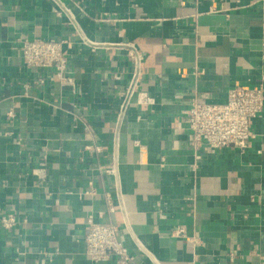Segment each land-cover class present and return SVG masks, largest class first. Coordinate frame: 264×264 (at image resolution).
I'll list each match as a JSON object with an SVG mask.
<instances>
[{
    "label": "crops",
    "instance_id": "1",
    "mask_svg": "<svg viewBox=\"0 0 264 264\" xmlns=\"http://www.w3.org/2000/svg\"><path fill=\"white\" fill-rule=\"evenodd\" d=\"M25 36L74 42L76 91L24 63ZM104 41L137 44L153 103L119 113L132 62ZM262 75L264 0H0V264H115L86 254L89 215L135 264H264V111L244 152L199 158L185 113Z\"/></svg>",
    "mask_w": 264,
    "mask_h": 264
},
{
    "label": "built area",
    "instance_id": "2",
    "mask_svg": "<svg viewBox=\"0 0 264 264\" xmlns=\"http://www.w3.org/2000/svg\"><path fill=\"white\" fill-rule=\"evenodd\" d=\"M103 47L122 50L132 62L128 82L116 86L120 99L119 113L124 115L134 102L151 104L153 99L139 86L143 78V54L134 41H104ZM74 42L53 37H22L18 49L29 67L50 69L64 85L77 90L76 76L70 71V51ZM264 111V75L256 85L240 84L228 90L222 103L200 101L194 97L186 109V121L196 158L202 147L210 151L235 147L244 152L250 145L253 131L251 121ZM12 115V113H10ZM113 167L108 173H113ZM40 171V170H39ZM41 171H44L41 169ZM41 176V175H40ZM164 217V213H160ZM19 219L13 212L0 216L2 229L11 231ZM85 252L91 261L115 264H135V257L119 237L120 226L112 222H98L89 215L86 223ZM177 235H185L179 227Z\"/></svg>",
    "mask_w": 264,
    "mask_h": 264
}]
</instances>
